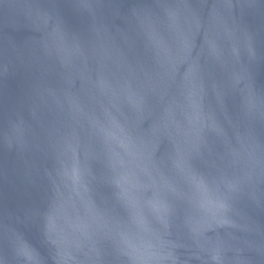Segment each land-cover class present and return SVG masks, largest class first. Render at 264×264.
I'll use <instances>...</instances> for the list:
<instances>
[{
    "label": "water",
    "instance_id": "obj_1",
    "mask_svg": "<svg viewBox=\"0 0 264 264\" xmlns=\"http://www.w3.org/2000/svg\"><path fill=\"white\" fill-rule=\"evenodd\" d=\"M0 264H264V0H0Z\"/></svg>",
    "mask_w": 264,
    "mask_h": 264
}]
</instances>
